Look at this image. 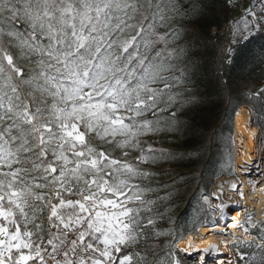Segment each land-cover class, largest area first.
<instances>
[{
	"label": "snow or ice",
	"instance_id": "1",
	"mask_svg": "<svg viewBox=\"0 0 264 264\" xmlns=\"http://www.w3.org/2000/svg\"><path fill=\"white\" fill-rule=\"evenodd\" d=\"M195 11L190 0H0V264H182L191 239L160 253L152 241L172 235L161 166L182 158L175 141L200 100L185 41ZM253 33L264 35V0L228 21V51ZM202 201L218 219L230 207ZM254 215L225 240L236 264H256L248 250L264 243Z\"/></svg>",
	"mask_w": 264,
	"mask_h": 264
},
{
	"label": "trees",
	"instance_id": "2",
	"mask_svg": "<svg viewBox=\"0 0 264 264\" xmlns=\"http://www.w3.org/2000/svg\"><path fill=\"white\" fill-rule=\"evenodd\" d=\"M190 3L195 5L196 11L187 23L185 41L201 63L195 85L200 100L188 113L189 131L181 140L175 141L174 150L182 158L163 163L161 167L167 175L159 177L168 182L167 190H174L179 195L175 200L177 206L165 226L174 231L173 237L182 235L183 238L190 230L179 231V228L185 226L193 213L201 212L198 225L209 220L211 213L200 211L197 202L201 194L209 190L215 177L222 174L218 156L225 138L231 135L227 120L238 108L233 110L234 104L253 100L262 107L264 123V96L255 97L264 89V35L253 33L240 39L238 44L231 45L233 50L229 52L232 37L228 31L220 33V30L229 20L240 17L236 13V0H227V3L225 0H190ZM259 82L263 83V88L255 91ZM253 124L259 128L254 115ZM152 242L161 245L153 251H165V243ZM178 255L182 263L187 262Z\"/></svg>",
	"mask_w": 264,
	"mask_h": 264
},
{
	"label": "bare ground",
	"instance_id": "3",
	"mask_svg": "<svg viewBox=\"0 0 264 264\" xmlns=\"http://www.w3.org/2000/svg\"><path fill=\"white\" fill-rule=\"evenodd\" d=\"M233 121L234 139L236 141L234 171L236 176L239 177L237 184L244 191L245 197L241 199L238 193L225 186L226 183H222L223 178L221 177L217 178L211 186V194L215 199V205L222 200L230 207L225 215L219 219L217 218L219 213H215L214 223L198 225L195 231L188 233L181 243L180 249L188 248L191 239V248L187 252L183 251V253L186 257L195 258L198 263H200V256L205 255L203 249L210 245H218V248L205 256L206 262L213 260L217 264H224L225 260H229L227 258L231 256V253L225 244V240H228V238L220 231L228 226L234 233L241 235L235 227L236 221H241L238 212L240 204H248L259 213L264 209V194L260 191L264 188V179L257 180L255 190H253V185L248 183L246 179L247 174L254 175L259 164V130L252 124L250 112L242 105L234 112ZM217 196L220 197V200L216 198Z\"/></svg>",
	"mask_w": 264,
	"mask_h": 264
},
{
	"label": "rangeland",
	"instance_id": "4",
	"mask_svg": "<svg viewBox=\"0 0 264 264\" xmlns=\"http://www.w3.org/2000/svg\"><path fill=\"white\" fill-rule=\"evenodd\" d=\"M213 31H215V28H213ZM224 31H228V25H225L220 30V33H223ZM226 45H227V43H226ZM261 87L263 88V83L259 82L254 90L256 91L257 89H259ZM240 105L244 106L250 112L252 124H253V115H254L255 122L257 123V125L259 127L258 128V130H259V140H260V160H259V164H258L257 169L255 170L256 172H254V175L247 174V177H246L248 183H250L251 185H256L257 180L264 179V123H263L262 107L252 100V101L244 102V103H235L233 110H235ZM227 128H228V130L231 131V135L229 137L225 138V141H224L225 143H223L222 151H221L220 155L218 156V161H219L218 165H219V169H221V171H222V174H219V175H217L215 177L213 184L216 182L217 178L221 177V178H223V182L222 183L223 184L226 183L227 185L225 184V186L231 188V184L232 183H236L237 184L239 182V177L236 176L235 171H234L236 141L234 139L233 114L227 120ZM179 140H181V138ZM179 140H177V141H179ZM174 162H176V160H174ZM213 184L211 186H213ZM171 192H172V201L175 202V200L179 197V195L174 190H171ZM204 195H207L210 198L211 203L213 205H215V202H214L215 199H213V197H212L211 187H210L207 192H203L201 194L200 200L197 202V205L199 207L203 203L202 197ZM176 206H177V204H176ZM205 207H207V205H205ZM172 211L170 213H166L165 219L160 222V226L165 231H169L170 230L171 233H172V235L160 238V241H162L163 243L171 241L172 237L174 236V231L165 226V223H167L170 220V218H171L170 216H171ZM200 214H201V212L193 213L189 217L187 223L185 224V226H187V227L181 226L179 228V231L187 228V229L190 230L189 233L194 232L195 229H196V226H198V223L201 221L200 220ZM208 219H209L208 222H207L208 224L214 223L215 222V213H211ZM185 237H186V235L184 236V238L182 240L178 241L175 244V247L177 249H180V245L184 241ZM254 244L261 251L257 250L256 248H253V249L248 250V254L249 255L255 254L256 255V264H259L261 256H264V247H259L255 241H254ZM229 251L231 253V256L227 258L229 260H225L224 261V264H236V259L233 256V252L235 251V249H232V250H229ZM179 254L183 258H185L186 261H187V262H184L182 264H200V263H198V261H196L195 258L186 257L184 255L183 251L179 252ZM206 264H217V263L215 261H213V260H209V261L206 262Z\"/></svg>",
	"mask_w": 264,
	"mask_h": 264
},
{
	"label": "built area",
	"instance_id": "5",
	"mask_svg": "<svg viewBox=\"0 0 264 264\" xmlns=\"http://www.w3.org/2000/svg\"><path fill=\"white\" fill-rule=\"evenodd\" d=\"M255 1H250V0H236V13L238 15H243L244 11L246 8L250 7L252 4H254ZM228 25V24H226ZM214 199V198H213ZM238 212L240 213L241 216V221L244 220V218L250 213L254 212V222L258 221H264V209L261 213L257 212L256 209L252 208L248 204H240L238 208ZM223 235H225L228 238V241L230 242L231 237L234 233L230 227L225 226L224 228L221 229ZM237 236H240L239 234H236ZM255 241V240H254ZM259 247H264V243H260L259 241H255Z\"/></svg>",
	"mask_w": 264,
	"mask_h": 264
},
{
	"label": "crops",
	"instance_id": "6",
	"mask_svg": "<svg viewBox=\"0 0 264 264\" xmlns=\"http://www.w3.org/2000/svg\"><path fill=\"white\" fill-rule=\"evenodd\" d=\"M250 1H255V0H250Z\"/></svg>",
	"mask_w": 264,
	"mask_h": 264
}]
</instances>
